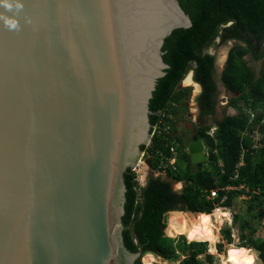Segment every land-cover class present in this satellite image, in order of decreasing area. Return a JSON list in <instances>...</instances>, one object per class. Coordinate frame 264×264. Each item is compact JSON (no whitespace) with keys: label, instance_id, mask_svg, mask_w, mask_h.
<instances>
[{"label":"water","instance_id":"obj_1","mask_svg":"<svg viewBox=\"0 0 264 264\" xmlns=\"http://www.w3.org/2000/svg\"><path fill=\"white\" fill-rule=\"evenodd\" d=\"M23 4L17 29L0 21V264H135L124 173L151 140L164 39L191 19L179 0Z\"/></svg>","mask_w":264,"mask_h":264},{"label":"trees","instance_id":"obj_2","mask_svg":"<svg viewBox=\"0 0 264 264\" xmlns=\"http://www.w3.org/2000/svg\"><path fill=\"white\" fill-rule=\"evenodd\" d=\"M179 3L192 24L173 30L164 39L162 57L168 68L157 80L149 101L150 124L169 125L170 115H175L178 106L189 98L190 87H181L180 81L190 68L195 82L202 86L197 97L200 114L204 117L214 113L215 56L207 47L214 44L216 37L219 44L235 41L228 50L222 81L235 94L228 107L236 112L217 121L212 134L206 133L210 125L196 128L197 137L203 140L209 153L205 166L198 167L191 161L188 152L181 150L187 141L173 131L167 138L153 136L149 145L142 146L152 155L153 170L161 157L170 155V146H174L178 152L176 170L167 168V179L151 175L145 185L138 182L134 170L125 171L124 244L132 252L141 251L135 264H141L142 255L144 263L150 260L152 264L157 262L154 255L174 258L176 245L164 234L165 215L173 211L167 222L169 231L179 230L190 238H185L188 243L183 240L177 244L188 255L182 264H202L197 256L206 251L207 243L208 252L213 253L219 238L210 212L224 197L223 204L233 209V225L245 240L240 247L230 250L222 264H250L249 259L254 255L250 247L258 251L264 264V232L261 233L264 231V0H179ZM246 53L261 60L260 72L255 73L248 66L243 58ZM255 126L262 134L260 139L254 137ZM177 141L180 146H176ZM173 181L182 182L181 191L173 189ZM211 188H216L218 194L208 199L206 195ZM238 198L245 204L240 212L235 210ZM181 211L199 212L197 225L191 224ZM224 235L231 243L229 229ZM206 257L210 259L211 255ZM253 264H256L255 256Z\"/></svg>","mask_w":264,"mask_h":264},{"label":"rangeland","instance_id":"obj_3","mask_svg":"<svg viewBox=\"0 0 264 264\" xmlns=\"http://www.w3.org/2000/svg\"><path fill=\"white\" fill-rule=\"evenodd\" d=\"M232 45L231 42H225L222 44H219L218 42L215 44H212L210 46L207 47L208 51H212L213 53L216 54L217 59H218V70H220L221 66L224 63L225 60V55L227 53V51L229 50L228 48H230V46ZM252 66L255 67V65L257 66V61L252 60L251 61ZM260 68V65H259ZM189 86L191 88V93H190V100L187 102V100H184L182 102L181 105H179L178 109L176 110V113L173 117V119L171 120V122L169 123L170 125V133L173 131V133H175L176 135L180 136V137H184L183 139H185L184 141L186 142L187 136L189 135H194L196 134V127L201 126L200 124H208L210 125V129L208 130L209 133L212 132V130H215V126L214 124L216 123V119H210L207 120L206 122H201L200 120H198L197 116V110H196V103H195V94L197 93L198 90V86L197 84L190 78V71H188L184 77L182 78V80L180 81V86ZM232 95V93L230 92H226L223 91V89L220 87V93H219V101L217 104V108H216V116L219 119H222L225 115L228 114H234L236 112L235 109L233 108H229L228 105L226 104L230 98V96ZM183 105H188V108L186 110V108ZM218 120V119H217ZM173 126V127H172ZM257 126H255L253 129L254 130V135L256 137V139L262 135L258 132ZM174 128V129H173ZM176 146H180L179 142L177 141ZM187 144V142H186ZM181 150H185L187 151V148L185 147L182 148ZM152 155L150 153H145V155L143 157H141L139 164L136 166V172L138 174V180L141 184L145 183V180L148 179L149 176L151 175H156L158 174L157 172H154L153 169H151L150 166V162ZM241 163V162H240ZM162 175V174H161ZM164 176V175H162ZM172 187L174 190L176 191H181L182 190V183L180 182H174L172 184ZM227 188H231V187H227ZM242 202V198H238L235 201V210L237 209L238 212H240L241 210H243L245 208V204L244 202ZM226 209L227 206H226ZM229 210L231 211V214L227 217H215L214 216V225H215V230L218 233V241L215 243V250L213 253H208V250L199 254L197 256V258H199L200 263L202 264H222V261H225L226 256L229 255L230 250H234L235 247H240L241 246V242H243L245 239L241 237V234L239 232V229H237V226L233 225V220H232V215H233V209L231 210V208H229ZM240 210V211H239ZM171 212H167L165 215V228H164V234L165 236H167L168 238H170L171 244H173L174 246L176 245V249H175V257L171 258V259H164L161 258L159 256H156V260L157 262H155L154 264H160L159 262H163L166 264H182L184 259L188 257L187 253L180 250L177 247V244H179L180 242H182L183 240H185L186 243L187 240L186 239H190L188 236H186L183 233H180L179 230H175V231H169L167 222H168V218L171 216ZM176 213H180L179 211H174ZM182 213L188 218V221L191 224H195L197 225V222L199 220V217L197 216V212H184L182 211ZM244 217V216H243ZM228 219V220H227ZM253 225H257V221H253L251 222ZM263 227L261 226L260 229H262ZM226 229H229L230 233H231V238H232V242L228 243L227 240L225 239V231ZM264 231H261V233H263ZM258 238L261 237L260 234L257 236ZM186 238V239H185ZM193 240V239H191ZM177 241V242H176ZM179 241V242H178ZM222 244V248L219 249L218 245ZM233 246V247H232ZM250 249L252 250L253 254L251 256V258L249 259L250 264H253L254 262V256L256 258V264H262L260 258L258 257V251L255 250L254 248L250 247ZM207 254L211 255V258L208 259L206 256ZM140 262L141 264H152L150 260H147L146 263H144L143 260V255L140 257ZM227 264H231V263H227Z\"/></svg>","mask_w":264,"mask_h":264},{"label":"flooded vegetation","instance_id":"obj_4","mask_svg":"<svg viewBox=\"0 0 264 264\" xmlns=\"http://www.w3.org/2000/svg\"><path fill=\"white\" fill-rule=\"evenodd\" d=\"M217 42H219V37H216L215 38V41H214V44L215 43H217ZM228 42H231L232 43V45L234 44V40H229ZM231 45V46H232ZM230 46V47H231ZM208 51V50H207ZM210 54H212V55H214L215 56V61H214V70H213V74H212V79H213V81H214V84H215V87H216V94H215V104H214V113L212 114V115H206V116H202L201 114H200V106H199V103H198V101H197V97H199V95L201 94V92H202V86H201V84L200 83H198V82H195V80H194V72H193V69L191 68V70H189L190 71V78L195 82V83H198L199 85H198V90H197V93L195 94V103H196V110H197V114H198V116H197V118H198V120H200L201 122H206L207 120H210V119H216V121L215 122H217V121H219L220 119L216 116V108H217V104H218V101H219V93H220V87L223 89V91H226V92H230L227 88H226V86H225V84L223 83V81H222V72H223V69H224V66H225V63H226V59H227V56L225 57V60H224V63H223V65L221 66V68H220V70H218V59H217V56H216V54L215 53H213L212 51H208ZM227 55H228V53H227ZM243 58L247 61V64H248V66L255 72V73H258V72H260V68H259V65L261 66V60H255L254 58H253V56L251 55V53H246L244 56H243ZM252 60H255V61H257V66L255 65V67H253L252 66V63H251V61ZM181 87H185V86H183V85H181ZM190 90H191V88H190ZM190 93H191V91H190ZM230 93H232V92H230ZM235 94L234 93H232V95L230 96V98L232 97V96H234ZM189 98H190V94H189ZM188 98V99H189ZM230 98H229V100H228V102L226 103L227 105L229 104V102H230ZM187 99V102L190 100H188ZM185 108H186V110H187V108H188V105H183ZM218 119V120H217ZM201 126H206V125H208V124H200ZM153 126V125H152ZM200 127V126H199ZM197 128V127H196ZM215 128V127H214ZM210 129V128H209ZM208 129V130H209ZM206 131V133H208V134H211V132L209 133V131ZM152 131V127H151V130H150V132ZM214 132V130L212 131V133ZM184 138V137H183ZM193 138H196L197 140H201L202 142H203V140L202 139H199L198 137H197V134H194V135H189V136H187V139H186V141H187V143L189 144L190 142H192L193 141ZM203 144H204V142H203ZM205 146V145H204ZM144 151V150H143ZM204 157L205 158H207L208 157V153H207V148L206 147H204ZM198 164V167L200 166V165H205L204 164V162L203 161H201L200 163H197Z\"/></svg>","mask_w":264,"mask_h":264},{"label":"built area","instance_id":"obj_5","mask_svg":"<svg viewBox=\"0 0 264 264\" xmlns=\"http://www.w3.org/2000/svg\"><path fill=\"white\" fill-rule=\"evenodd\" d=\"M170 117L173 118V115H170ZM168 134H170V125H168V124H164L163 126L153 125L152 131H151V139L153 136H161V135H163L167 138ZM150 142H151V140H150ZM169 151H170V155L168 157H161L162 159L160 160L157 168L155 169V172L165 174L167 171L166 170L167 168H169L170 170H176V160H177L178 152L174 146H170ZM147 152H148L147 150H144L142 157ZM135 170H136V168H134V171ZM137 180H138V178H137ZM138 182H139V180H138ZM217 194L218 193H217L216 189H214V188L210 189L208 194H207V198L213 199L214 197L217 196ZM223 200H224V197L222 198L221 201H219L218 203H216L214 205L213 210L211 212L216 218L221 217V216L227 217L228 214L230 215V210L226 209V206L223 204Z\"/></svg>","mask_w":264,"mask_h":264},{"label":"clouds","instance_id":"obj_6","mask_svg":"<svg viewBox=\"0 0 264 264\" xmlns=\"http://www.w3.org/2000/svg\"><path fill=\"white\" fill-rule=\"evenodd\" d=\"M0 7H2L3 9H5L6 11L5 12H0V21H3V23L9 28V29H17L19 27V22H18V19H17V14L23 9L24 7V4H23V0H0ZM9 12H12L13 14L12 15H9L7 13ZM191 70V68L189 69ZM188 70V71H189ZM253 115H251L252 117ZM174 117V115H173ZM173 119V118H172ZM255 130V129H254ZM254 130H253V133H254ZM213 131V130H212ZM260 133V132H259ZM212 134V132H211ZM261 134V133H260ZM255 137V136H254ZM262 137V135H260L257 139H260ZM256 139V137H255ZM188 144V143H187ZM205 145V144H204ZM264 145V144H262ZM187 147V146H186ZM206 147V146H205ZM207 148V147H206ZM207 153H208V149H207ZM209 155V153H208ZM208 158V157H207ZM207 158H205V161L207 160ZM207 163V161H206ZM206 165V164H205ZM204 165V166H205ZM136 168V167H135ZM134 170V169H132ZM155 172V170H153ZM162 173H158L154 176H160L162 177L163 179H167V175L166 173L165 174H162L164 176L161 175ZM138 176V175H137ZM174 182H180L182 183L181 181H173L172 184ZM141 184V183H140ZM143 185V184H141ZM183 186V184H182ZM213 189V188H211ZM216 189V188H214ZM217 190V189H216ZM209 192V191H208ZM208 194V193H207ZM207 196V195H206ZM229 209V207H227ZM213 210V208H212ZM211 210V212H212ZM210 212V213H211ZM230 214H231V211H230Z\"/></svg>","mask_w":264,"mask_h":264},{"label":"bare ground","instance_id":"obj_7","mask_svg":"<svg viewBox=\"0 0 264 264\" xmlns=\"http://www.w3.org/2000/svg\"><path fill=\"white\" fill-rule=\"evenodd\" d=\"M170 212V211H169ZM182 212V211H181ZM197 213H199V212H197ZM196 213V214H197ZM208 214V213H207ZM203 242H206L207 243V241H203ZM208 250V243H207V249H206V251ZM208 253H210V252H208Z\"/></svg>","mask_w":264,"mask_h":264},{"label":"crops","instance_id":"obj_8","mask_svg":"<svg viewBox=\"0 0 264 264\" xmlns=\"http://www.w3.org/2000/svg\"><path fill=\"white\" fill-rule=\"evenodd\" d=\"M147 182V179L145 180V183ZM145 183L143 185H145Z\"/></svg>","mask_w":264,"mask_h":264}]
</instances>
